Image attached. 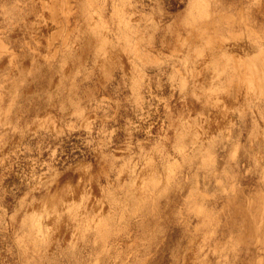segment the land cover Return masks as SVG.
Masks as SVG:
<instances>
[{
    "label": "rangeland",
    "instance_id": "1",
    "mask_svg": "<svg viewBox=\"0 0 264 264\" xmlns=\"http://www.w3.org/2000/svg\"><path fill=\"white\" fill-rule=\"evenodd\" d=\"M201 4L0 0V264H264V0Z\"/></svg>",
    "mask_w": 264,
    "mask_h": 264
},
{
    "label": "bare ground",
    "instance_id": "2",
    "mask_svg": "<svg viewBox=\"0 0 264 264\" xmlns=\"http://www.w3.org/2000/svg\"><path fill=\"white\" fill-rule=\"evenodd\" d=\"M206 2V0H202V4H201V9L199 10V12H200V14H203L204 12H206L207 10H206V8L203 6V4ZM194 4V3H193ZM196 4H198V3H196ZM195 4V5H196ZM212 4V3H211ZM193 7H194V5H193ZM199 7V6H198ZM197 8V7H196ZM118 11V10H117ZM83 13V12H82ZM119 13V12H118ZM124 13V12H123ZM208 13V12H207ZM95 15V14H94ZM206 16V15H205ZM232 16V15H231ZM101 17V16H100ZM197 17V16H196ZM219 18H224L223 20H221V19H215V18H217V17H215V18H212V20L211 21H213L214 19H215V21L216 22H219L220 20L222 21V22H225L224 20H226V17H225V15H219L218 16ZM233 17V16H232ZM191 18V17H190ZM191 22H193V21H191ZM196 22H197V20H196ZM205 22V21H204ZM207 23V22H206ZM213 22H211V25L209 26V27H211L214 31L212 32L213 34L215 33V29H216V27L215 28H213L214 26H213V24H212ZM99 26V25H98ZM128 26V25H127ZM195 26H197L196 24H195ZM223 26V25H222ZM89 27H90V25H89ZM203 27H205L204 25H203ZM77 28V27H76ZM198 28V27H197ZM208 28V27H207ZM206 28V29H207ZM127 29V28H126ZM203 30L205 29V28H202ZM202 29H201V31H202ZM221 29H220V27L218 28V30H217V32L218 31H220ZM92 31V30H91ZM212 31V30H211ZM122 32V31H121ZM209 32H210V30H209ZM211 33V32H210ZM232 33H234V32H232ZM105 34V33H104ZM203 34V33H202ZM204 35V34H203ZM100 36H102V35H100ZM106 36V35H105ZM60 37V36H59ZM208 38H210V37H208ZM60 39V38H59ZM210 40H211V38H210ZM218 40H220L219 38H218ZM99 41H101V40H99ZM108 41V40H107ZM130 41V40H129ZM238 41V40H237ZM99 44V43H98ZM97 44V45H98ZM211 44H213V42L211 43ZM102 46V45H101ZM263 47V46H262ZM261 48V47H260ZM97 49V48H96ZM103 50V49H102ZM111 51V50H110ZM106 52V51H105ZM112 52V51H111ZM118 53V52H117ZM218 55V54H217ZM226 55V54H225ZM264 55V54H263ZM215 56V55H214ZM257 57H255L254 59H252L251 58V60L249 59V58H243L244 60H242L243 62H240V63H237L236 65H235V63H234V61L230 58V59H228V57H227V59H226V61H231V62H227L228 64H226V63H224V66L226 65L227 66V68L228 69H230L231 68V73L229 74V75H227L226 77H227V82L229 81V82H234L233 80H239V81H244L245 80V82H250V79H253V80H255L256 81V83L258 82V80H261V81H264V80H262V78H264V56L261 58V57H259L258 55H256ZM35 57V56H34ZM64 57V56H63ZM201 59V58H200ZM214 59H215V57H214ZM203 60V59H202ZM180 62V61H179ZM116 63V62H115ZM239 64V65H238ZM184 65V64H183ZM223 66V65H222ZM236 66H241V67H243V71H244V73H239L238 72V70H237V67ZM144 67V66H143ZM182 68V67H181ZM219 68V67H218ZM133 72V71H132ZM35 73V72H34ZM226 73V72H225ZM63 76V75H62ZM231 76H233V78H230ZM22 78V77H21ZM180 78V77H179ZM226 79V78H225ZM128 80V79H127ZM134 81V80H133ZM236 82V81H235ZM218 83V82H217ZM253 83V82H252ZM256 83H254L255 85H256ZM62 84V83H61ZM200 84V83H199ZM244 84V83H243ZM178 85V84H177ZM237 85V84H236ZM247 85V84H246ZM48 86H49V84H48ZM226 86V85H225ZM231 86V85H230ZM254 86V85H253ZM135 89V88H134ZM230 89V88H229ZM228 89V90H229ZM253 89V88H252ZM22 90V89H21ZM132 91V90H131ZM196 94V93H195ZM210 97V96H209ZM199 98V97H198ZM214 98H215V96H214ZM250 102V101H249ZM239 106H242V105H239ZM82 109V108H81ZM223 109V108H222ZM251 115V114H250ZM1 116V115H0ZM199 120H200V118H199ZM213 120V119H212ZM220 121V120H219ZM200 122V121H199ZM231 123V122H230ZM208 124V123H207ZM44 125V124H43ZM216 130V129H215ZM180 132V131H179ZM180 135V134H179ZM253 136V135H252ZM195 137V136H194ZM254 137V136H253ZM259 137V136H258ZM251 138V137H250ZM259 139V138H258ZM206 142V141H205ZM252 144V143H251ZM195 145V144H194ZM224 146V145H223ZM251 148V147H250ZM201 149V148H200ZM207 149V148H206ZM236 149V148H235ZM206 151V150H205ZM236 152V151H235ZM255 153V152H254ZM253 154V153H252ZM184 155V154H183ZM232 158V157H231ZM190 159V158H189ZM204 162V161H203ZM211 164V163H210ZM210 164H208V165H210ZM264 165V164H263ZM204 171V170H203ZM225 172V171H224ZM156 173V172H155ZM228 173V172H227ZM224 176V175H223ZM167 177V176H166ZM151 178V177H150ZM161 178V177H160ZM224 178V177H223ZM262 178V177H261ZM226 179V178H225ZM168 181V180H167ZM261 181V180H260ZM163 182V181H162ZM224 183V182H223ZM228 183V182H227ZM233 183V182H232ZM193 185V184H192ZM155 187H157V186H155ZM227 187V186H226ZM132 188V187H131ZM145 190V189H144ZM147 190V189H146ZM216 190V189H215ZM230 190V189H229ZM231 191V190H230ZM131 192H133V191H131ZM140 192V191H139ZM213 192V191H212ZM146 193V192H145ZM215 193V192H214ZM231 193V192H230ZM133 194H135V193H133ZM150 194V193H149ZM156 194V193H155ZM155 194H153V196L155 195ZM131 195V194H130ZM134 196V195H133ZM138 197V196H137ZM238 197V196H237ZM135 199V198H134ZM137 200V199H136ZM144 200V199H143ZM135 201V200H134ZM152 201V200H151ZM233 201V200H232ZM239 201V200H238ZM144 202V201H143ZM154 202H156V201H154ZM158 202V201H157ZM259 202V201H258ZM257 202V203H258ZM145 203V202H144ZM143 203V204H144ZM252 203V202H251ZM141 204V203H140ZM197 204H199V203H197ZM202 204V203H201ZM154 205V204H153ZM157 205V204H156ZM200 205V204H199ZM144 206V205H143ZM155 206V205H154ZM197 206V205H196ZM150 207V206H149ZM195 207V206H194ZM198 207V206H197ZM200 207V206H199ZM239 207V206H238ZM258 207H259V204H258ZM69 208V207H68ZM49 209V208H48ZM75 209V208H74ZM194 209V208H193ZM245 208L243 207V210H244ZM135 210V209H134ZM133 210V211H134ZM137 210V209H136ZM139 210V209H138ZM148 210V209H147ZM258 210V209H257ZM261 210V209H260ZM149 211V210H148ZM178 211V210H177ZM193 211V210H192ZM198 211V210H197ZM231 211V210H230ZM244 211H246V210H244ZM259 211V210H258ZM145 212V211H144ZM153 212V211H152ZM241 212V211H240ZM150 213V212H149ZM193 213V212H192ZM204 213H205V211H204ZM203 213V215L204 216H206V215H208V214H204ZM66 214V213H65ZM128 214V213H127ZM147 214V213H146ZM151 214V213H150ZM244 214V213H243ZM246 215H247V213H246ZM258 215V214H257ZM126 216V215H125ZM201 216V215H200ZM209 216H212L211 214L209 215ZM244 216V215H243ZM124 217V216H123ZM208 217V216H207ZM213 217V216H212ZM226 217V216H225ZM238 217V216H237ZM251 217H252V215H251ZM254 218H255V216H253ZM206 218V217H205ZM234 218V217H233ZM249 218V217H248ZM247 218V219H248ZM201 219V218H200ZM211 219V218H210ZM242 219V218H241ZM35 220V219H34ZM40 220V219H39ZM213 220H215V219H213ZM228 220V219H227ZM252 220V219H251ZM250 220V221H251ZM254 220H256V219H254ZM212 221V220H211ZM241 221V220H240ZM243 221V220H242ZM241 221V222H242ZM107 222V221H106ZM209 222H210V220H209ZM214 222V221H213ZM237 222L238 221H236V223L234 222V224L233 225H235V224H237ZM245 222V221H244ZM101 223H103V222H101ZM230 223V222H229ZM105 224H108V223H105ZM201 225H202V223H200ZM253 224H254V222H253ZM209 226V225H208ZM110 227V226H109ZM118 227V226H117ZM199 227H200V225H199ZM248 227V226H247ZM213 228V227H212ZM236 228V227H235ZM234 228V229H235ZM252 228H253V226H252ZM251 228V229H252ZM256 227H254V229H255ZM83 229V228H82ZM85 229V228H84ZM216 229V228H215ZM239 229V228H238ZM257 229V228H256ZM106 231H108V229L106 230ZM232 231V230H231ZM253 231V230H252ZM257 231V230H256ZM228 232V231H227ZM236 232H237V230H236ZM241 233V232H240ZM105 233H103L102 235H101V237L104 235ZM107 234V233H106ZM105 234V235H106ZM247 234V233H246ZM249 234V233H248ZM207 235H208V233H207ZM236 235V234H235ZM244 235H245V233H244ZM255 234H253L251 237L253 238V236H254ZM107 236V235H106ZM209 236V235H208ZM248 236V235H247ZM76 237V236H75ZM82 237V236H81ZM103 237H105V236H103ZM213 237V236H212ZM244 237V236H243ZM255 237V236H254ZM107 238V237H106ZM106 238H103V239H106ZM195 239V238H194ZM75 241V240H74ZM237 241V240H236ZM76 243V242H75ZM233 244V243H232ZM102 246H103V244H102ZM211 247V246H210ZM224 248V247H223ZM225 250V249H224ZM232 259V258H231ZM235 260V259H234Z\"/></svg>",
    "mask_w": 264,
    "mask_h": 264
}]
</instances>
